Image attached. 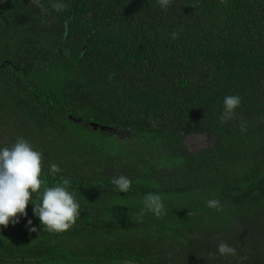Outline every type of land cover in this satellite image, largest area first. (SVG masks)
Segmentation results:
<instances>
[{"label": "trees", "instance_id": "1", "mask_svg": "<svg viewBox=\"0 0 264 264\" xmlns=\"http://www.w3.org/2000/svg\"><path fill=\"white\" fill-rule=\"evenodd\" d=\"M40 2L0 0V149L42 153L40 178L70 179L80 218L50 233L29 203L0 226V264H264V0ZM188 134L214 142L190 152ZM148 193L162 218H139Z\"/></svg>", "mask_w": 264, "mask_h": 264}, {"label": "clouds", "instance_id": "2", "mask_svg": "<svg viewBox=\"0 0 264 264\" xmlns=\"http://www.w3.org/2000/svg\"><path fill=\"white\" fill-rule=\"evenodd\" d=\"M32 4L47 11L40 0H30ZM162 9L168 8L171 0H157ZM226 4L227 0H220ZM53 10L59 12L66 8L60 2L51 4ZM179 33H172V38L177 39ZM241 104L238 95L226 96L223 101V112L220 116L221 123H227L235 117V109ZM240 130L246 131V124L241 123ZM42 153L33 149L32 145L23 138H19L11 147L0 149V226L7 228L9 224L19 223V217L27 216V206L34 205L33 214L39 218L41 226L50 233H62L70 229L80 218V205L76 192L69 190L70 179L63 178L61 183L47 186L42 180L43 169ZM52 176L61 171L60 167L52 163L49 166ZM111 183L119 192L127 193L131 187L130 178L120 175L114 176ZM35 194V199H33ZM143 208L139 213L142 220L146 212L154 214L157 218L166 215L163 199L158 194L148 193L143 198ZM208 208L222 210L218 199H209ZM29 232H37L29 219L25 225ZM217 253L221 257H235L236 248L225 241L217 244Z\"/></svg>", "mask_w": 264, "mask_h": 264}, {"label": "rangeland", "instance_id": "3", "mask_svg": "<svg viewBox=\"0 0 264 264\" xmlns=\"http://www.w3.org/2000/svg\"><path fill=\"white\" fill-rule=\"evenodd\" d=\"M120 137L125 139L126 134H122ZM127 137H131V134H128ZM213 142L214 137L211 134H188L184 136V145L190 152L209 147Z\"/></svg>", "mask_w": 264, "mask_h": 264}, {"label": "water", "instance_id": "4", "mask_svg": "<svg viewBox=\"0 0 264 264\" xmlns=\"http://www.w3.org/2000/svg\"><path fill=\"white\" fill-rule=\"evenodd\" d=\"M95 128H97V127H99V125H97V124H92ZM101 127V129H106L107 127H104V126H100Z\"/></svg>", "mask_w": 264, "mask_h": 264}]
</instances>
